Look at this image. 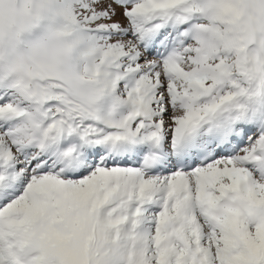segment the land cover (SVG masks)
<instances>
[{
  "label": "snow or ice",
  "instance_id": "1",
  "mask_svg": "<svg viewBox=\"0 0 264 264\" xmlns=\"http://www.w3.org/2000/svg\"><path fill=\"white\" fill-rule=\"evenodd\" d=\"M0 264H264V0H0Z\"/></svg>",
  "mask_w": 264,
  "mask_h": 264
}]
</instances>
